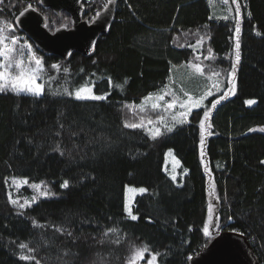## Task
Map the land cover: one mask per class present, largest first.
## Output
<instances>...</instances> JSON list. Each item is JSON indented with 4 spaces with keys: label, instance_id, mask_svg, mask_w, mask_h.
<instances>
[{
    "label": "trees",
    "instance_id": "obj_1",
    "mask_svg": "<svg viewBox=\"0 0 264 264\" xmlns=\"http://www.w3.org/2000/svg\"><path fill=\"white\" fill-rule=\"evenodd\" d=\"M240 4L241 61L234 91L212 110V134L205 137L202 157L203 109H193L187 123L153 140L142 129L123 126L132 116L124 105L161 88L172 66L180 63L200 62L206 69L229 72L234 10L224 20V14L213 13L212 0H115V19L95 47L62 57L35 45L18 18L31 5L54 32L72 25L66 9L55 12L42 0L0 3V23L14 24L16 35L24 34L46 70L40 98L0 93V264H35L18 259L19 243L35 247L41 264H129L140 247L148 248L143 260L160 253L156 264H184L221 230L253 237L251 244L264 264V0ZM83 17L90 21L86 13ZM200 37L198 52L191 46ZM209 47L213 59L205 60ZM53 64L60 69L51 68ZM125 78L128 83L123 85ZM86 80L95 82L97 95L110 93L107 99L79 101L52 94ZM220 95L206 105L211 107ZM58 121L64 129L57 137ZM57 142H62L65 155L53 150ZM169 149L180 162L177 181L164 169ZM10 175L43 181L55 196L19 209L8 199L5 180ZM65 179L70 181L67 189L60 187ZM126 184L148 189L134 197L136 221L123 212ZM213 186L219 196L215 207L220 227L210 228L209 237L203 225ZM57 227L73 232V237L57 232ZM108 227L118 229L120 244L99 243ZM68 250L76 255L65 256Z\"/></svg>",
    "mask_w": 264,
    "mask_h": 264
},
{
    "label": "snow or ice",
    "instance_id": "obj_2",
    "mask_svg": "<svg viewBox=\"0 0 264 264\" xmlns=\"http://www.w3.org/2000/svg\"><path fill=\"white\" fill-rule=\"evenodd\" d=\"M3 0H0L2 3ZM222 6H230L234 5L235 11V28H234V60L231 64V70L228 73L227 83L225 85L226 91H222L221 82L218 79L221 73L212 68L206 69L205 66L200 62H190L187 67L194 74H198L201 77H204L207 83L205 90L199 96L190 95L187 91L183 89L180 90L181 94H177L169 84H164L161 89L156 92L149 93L145 95L139 104H125L124 107L130 110H137L138 113H146L148 110L156 112L158 115L156 119L145 118V116L141 115L139 122H125L124 127L130 129H142L147 135L155 140L165 132L172 133L177 126L184 125L188 122V116L192 114L193 109H203V115L199 121V143L201 147V156L203 157V146L206 135H211V124L209 123L212 110L216 108V106L221 102V100L225 99L227 95L234 91V81L235 75L238 70L237 66L241 61V43H240V33H241V4L239 0H221ZM115 3V0H107L105 4V8L108 5ZM28 7H31L29 5ZM247 7V5H245ZM232 8L229 7V11ZM21 15L24 13L21 12ZM249 17H251V12L247 13ZM100 13L97 12V16ZM209 19H213L212 16H209ZM224 20H228L229 17L225 15L223 17ZM260 35L259 32L256 33ZM203 43V37L197 41V44ZM194 47L195 46H191ZM209 55L205 56V60H211L213 57L211 56L213 49L209 47L207 49ZM196 60L199 61L200 57L197 56ZM95 63V62H94ZM60 65L53 64L51 68L60 69ZM175 67V66H173ZM64 73H68V68H63ZM210 73V74H209ZM46 75V70L44 67V63L42 59L35 55L32 51V47L26 41L22 42L21 38L16 35V29L14 24L10 23H0V93H8L11 92L16 96H20L22 94L31 95L35 98H40L45 94V83L38 82L43 81ZM216 77L217 79H213ZM51 79V78H50ZM172 77L169 76V80L171 81ZM67 84V81L65 82ZM109 86H112V78L108 77ZM128 83L127 78L124 79L123 85ZM123 85H116V87L123 88ZM95 82L91 80H86L83 83L75 86L74 89H70L69 86H63L62 91L57 89L52 92L53 95H66L72 97L79 101H102L106 100L110 93H105L103 95H97L94 92ZM216 93H221L219 98L212 100L211 107H208L205 104V101L214 96ZM166 97H170V99H166ZM249 104L255 103L253 100L248 101ZM64 129L63 123L58 121V130L55 135L58 137L61 135V130ZM251 131V129H250ZM260 131L264 132V128L260 129ZM71 135H77V133H71ZM110 146V145H109ZM54 151L58 152L61 156L65 155L66 149L62 147V142L55 143L53 148ZM173 150L169 149L168 155H172ZM261 164H264V160L260 161ZM205 171L208 172L209 169L205 167ZM171 179L176 181V176L172 175ZM6 184L14 186L15 188H19L22 184H28L29 181L26 178H18L11 177L5 180ZM70 185V181L68 179L63 180L60 184L61 188L67 189ZM31 188L36 190L37 195L32 196L31 201L25 199L23 203H21L18 199L12 198V194H8L9 202L18 206L19 209H25L26 207H30L31 203L37 201L38 197H47L48 195L54 193H50V191L42 190L44 186V182L40 183H32ZM148 189L145 187H135L129 184L124 185V203H123V212L126 214V218L136 221L138 220V215L133 214L132 206L129 203L130 200L133 199L134 195L144 194ZM208 195L210 197L209 202L207 204V219L203 225V233L205 236H211L213 233L210 231V228L219 229V216L216 214L217 209L215 204L219 201V196L215 195L214 186L210 187L208 190ZM21 215L23 213H20ZM215 217V218H214ZM229 220L232 219L231 216L228 217ZM33 225H36V222L33 221ZM43 227V225H39ZM57 232L67 235L68 237H73V232L67 230L64 227H57L55 229ZM110 237H115L114 239H109ZM105 242L120 244L121 237L118 235V229L116 227H108L101 233V239L99 240L100 244H104ZM18 248L21 250L18 259L21 261H34L35 264H41V261L37 259L34 253L37 251L35 247H30L27 243H19ZM148 251L147 247L136 248L133 252V255L130 257L129 264H135V261L142 258L144 253ZM65 256L71 254L76 255L75 253H71L70 250L66 251ZM160 253H155L152 255L151 259L148 261V264H154L157 261V257L160 256ZM189 260L192 259L191 256L188 257ZM65 264H69L68 261H65Z\"/></svg>",
    "mask_w": 264,
    "mask_h": 264
},
{
    "label": "water",
    "instance_id": "obj_3",
    "mask_svg": "<svg viewBox=\"0 0 264 264\" xmlns=\"http://www.w3.org/2000/svg\"><path fill=\"white\" fill-rule=\"evenodd\" d=\"M83 0H42L55 12L66 9L72 20L69 28L51 32L43 24L42 13L30 7L18 18V24L35 45L62 57L73 50L91 51L115 19L114 3L103 7L99 16L88 22L83 18ZM184 264H261L248 237L235 230H221L213 235Z\"/></svg>",
    "mask_w": 264,
    "mask_h": 264
},
{
    "label": "rangeland",
    "instance_id": "obj_4",
    "mask_svg": "<svg viewBox=\"0 0 264 264\" xmlns=\"http://www.w3.org/2000/svg\"><path fill=\"white\" fill-rule=\"evenodd\" d=\"M239 2H240V0H239ZM212 6H213V13L215 15H223V14L224 15H230V14L233 13V10H234V5L222 6L221 0H212ZM229 7L232 8L231 11H229ZM18 36L21 38L22 42L26 41L28 44H30L31 47H32V51L34 52L32 44L30 43V41L27 38L24 37V34H21V35H18ZM195 49L198 50V52H199L200 44L196 43L195 44ZM189 63L190 62H188V63H180L179 65H176L175 67L172 66L171 73H170V76L172 77V79L170 81L169 78H168V80L166 81L165 84H169V86L174 91H176L177 94H181L180 90L183 89L184 91H187L190 95L199 96L200 94L203 93V91L206 88L207 83H209V82L206 81L204 77H201L198 74L192 73V71L187 67V65ZM228 73L229 72H223V73H221V75L218 78L220 80V82H221L222 91H226L227 90L225 85L227 83ZM213 79H217V78L213 77ZM38 82H42V81H38ZM161 88H159V89H161ZM158 90H156V91H158ZM156 91H154V92H156ZM151 93H153V92H151ZM216 94H218V93H216ZM141 99L138 102H130V103H127V104H133V103L139 104ZM166 99H170V97H166ZM207 100L205 101V104L207 103ZM128 110H129L130 114L132 115L131 118L126 119V122H129V123L139 122V119H140L141 115L145 116L146 119L147 118L156 119V117L158 115L156 112H153L151 110H148L146 113H138L137 110H130V109H128ZM168 151L169 150H167L166 153H165L166 163H165L164 169H165V172L170 177L172 175H175L176 176V181H177L178 175L180 174V171H178L180 162L173 154L172 155H168ZM177 173H179V174H177ZM11 177L26 178V177H23V176H16V175H10L8 178H11ZM28 181H29L28 184H22L19 188H15L14 186H11L10 183L7 184L8 194L11 193L12 194V198L18 199L21 203H23L25 199L31 201L32 196L37 195V193H36V190L31 188L30 185L32 183H40L41 181H30V180H28ZM42 190H47V191H50V193H54L50 189V187L47 184H45V183H44V186H43ZM138 194L139 193L135 194L134 197L136 195H138ZM53 196H55V193H54V195L50 194L47 197H53ZM134 197H133L132 200L129 201L131 206L133 205ZM39 198H45V197H38V199ZM123 203H124V200H123ZM152 255H153V253L149 254V256L145 260H143L144 259V255H143L142 258H140L137 261H135V264H148V261L151 259ZM154 264H156V262H154Z\"/></svg>",
    "mask_w": 264,
    "mask_h": 264
},
{
    "label": "built area",
    "instance_id": "obj_5",
    "mask_svg": "<svg viewBox=\"0 0 264 264\" xmlns=\"http://www.w3.org/2000/svg\"><path fill=\"white\" fill-rule=\"evenodd\" d=\"M107 0H86L87 2V11L89 13V16L94 19L95 16L97 15V12H99L97 6H96V3L99 2L101 4H104ZM249 241L251 242L253 237L251 238H248Z\"/></svg>",
    "mask_w": 264,
    "mask_h": 264
},
{
    "label": "bare ground",
    "instance_id": "obj_6",
    "mask_svg": "<svg viewBox=\"0 0 264 264\" xmlns=\"http://www.w3.org/2000/svg\"><path fill=\"white\" fill-rule=\"evenodd\" d=\"M106 3H107V1H106L104 4H101V3L97 2V3H96V6H97L98 10L100 11V10L105 6ZM82 5H83L84 13H86L88 19L90 20V21H88V22H91L93 19L89 16V13H88V11H87V6H88V5H87L86 0H83V1H82ZM99 6H102V8L99 9ZM114 6H115V3H114ZM83 18H84V17H83ZM84 19H85V18H84Z\"/></svg>",
    "mask_w": 264,
    "mask_h": 264
}]
</instances>
